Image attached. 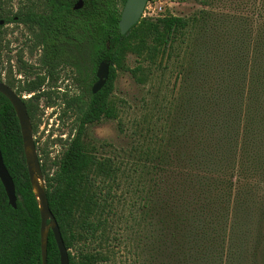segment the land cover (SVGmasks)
Returning a JSON list of instances; mask_svg holds the SVG:
<instances>
[{
    "label": "trees",
    "instance_id": "trees-1",
    "mask_svg": "<svg viewBox=\"0 0 264 264\" xmlns=\"http://www.w3.org/2000/svg\"><path fill=\"white\" fill-rule=\"evenodd\" d=\"M43 1L41 12L36 5L23 6L17 18L37 26L35 46L43 47L44 63L51 74L56 61V74L70 68L79 75L80 93L63 95L62 117L70 111L77 115L62 144L67 147L51 169L41 167L69 264L113 260L116 251L109 243L114 205L129 204L124 195L115 193L120 189L121 165L110 157H99L94 147L85 144L87 127L118 117L112 97L119 70L131 72L140 85H146L153 73L143 63L155 67L160 61L161 67L164 61L182 57L189 65L178 61L181 70L175 85L181 82L175 98L182 114L177 133L185 140L181 189L164 193V180L159 179L155 191L139 208L143 220L150 218L153 227L146 239L151 262L264 264V236L260 234L250 245L247 231L231 222L244 198L264 200V15L260 14L261 22L253 24L208 16L142 18L122 35L119 24L127 0H56V19L54 0ZM79 1L82 9L74 10ZM196 1L210 6L209 0ZM1 9L2 0L0 21ZM3 39L0 26V45ZM128 55L140 61L134 69L125 65ZM101 63L110 65L109 79L93 94ZM2 70L0 64V82ZM38 87L24 91L32 94ZM35 101L28 106L31 120L38 108L37 98ZM0 148L18 198L16 208L10 206L0 181V264H42L39 202L29 180L19 121L2 94ZM140 158L156 175L172 170L173 158L159 150H143ZM259 210L264 215V201ZM112 240L118 241V247L123 245L121 239ZM48 264H60L51 232Z\"/></svg>",
    "mask_w": 264,
    "mask_h": 264
},
{
    "label": "rangeland",
    "instance_id": "rangeland-1",
    "mask_svg": "<svg viewBox=\"0 0 264 264\" xmlns=\"http://www.w3.org/2000/svg\"><path fill=\"white\" fill-rule=\"evenodd\" d=\"M209 2L210 6L205 7L196 0H150L143 18L158 19L166 15L184 18L208 16L253 24L261 22L260 14L264 15V0H209ZM32 4L41 12L45 3L43 0H2V19L14 16L21 7ZM2 31L4 39L0 45V64L3 67L1 76L3 83L9 84L8 73L12 71L14 79L20 81L14 88L25 96L27 93L24 92L23 80L19 78L21 76L19 65L11 64L10 59L16 61V57L23 56L38 65L40 53H33L34 42L23 27L14 25L12 28L9 25ZM178 61L186 65V59L183 57L170 63L164 61L161 67L160 61L155 67L143 63V66L153 73L146 85H140L131 72L119 70L112 97L118 117L103 119L87 127L85 144L94 147L99 157H110L117 165H121L123 172L120 175V189H115V193L119 196L124 195L129 202L128 205L126 202L114 205L116 212L114 230L109 244L116 251V255L105 264H154L151 262L149 241L146 240L152 235L153 227L150 218L143 220V210L139 208L146 204L150 192L155 191L159 179L164 180V193L169 190L171 192L172 189L178 191L181 189L183 168L181 161L185 153L183 143L185 140L184 136L181 134L178 136L177 133L182 120L179 103L175 101L181 85L179 82L175 88L176 77L181 70ZM139 64L136 56H127L125 63L127 68L134 69ZM78 77V73L70 68L58 71L56 92L59 94H56V107L49 106L44 99L39 101L38 108L33 112L31 123L40 169L42 165L51 169L52 164L61 157L67 147L62 144L69 138L77 115L70 111L67 116L62 117L63 95L66 93L72 97L80 93L76 82ZM148 149L159 150L165 157L173 158L169 165L173 171L167 169L162 175L149 171L148 165L146 168V163L140 158L141 152ZM54 171L55 169L51 173ZM41 182L45 186L43 178ZM161 188L163 189V184ZM164 193L161 198H164ZM262 201L263 198H244L243 207L231 218V222H238L242 230L247 231L250 245L254 244L260 234L264 236V215L260 214L259 210ZM112 238L121 239L123 245L118 247V241ZM262 243L264 245V238Z\"/></svg>",
    "mask_w": 264,
    "mask_h": 264
},
{
    "label": "water",
    "instance_id": "water-1",
    "mask_svg": "<svg viewBox=\"0 0 264 264\" xmlns=\"http://www.w3.org/2000/svg\"><path fill=\"white\" fill-rule=\"evenodd\" d=\"M150 0H127L125 3L120 20V31L122 35H127L143 18V14ZM83 7V2L79 1L74 10H80ZM110 65L101 63L97 70L98 81L92 87V93L97 94L106 85L109 79ZM0 94L6 97L12 104L21 129L23 140L24 154L29 174V180L36 198L39 202L40 217H41V256L42 264H48V242L50 232L53 234L59 254L60 264H69L68 250L64 244L62 233L56 218L52 214L49 202L46 195V188L41 182L40 160L37 152V145L33 137V127L27 111V108L22 99L6 84L0 82ZM0 181L7 193L10 206L16 208L17 196L13 178L8 172L3 155L0 148Z\"/></svg>",
    "mask_w": 264,
    "mask_h": 264
},
{
    "label": "flooded vegetation",
    "instance_id": "flooded-vegetation-1",
    "mask_svg": "<svg viewBox=\"0 0 264 264\" xmlns=\"http://www.w3.org/2000/svg\"><path fill=\"white\" fill-rule=\"evenodd\" d=\"M32 5H34V4H32ZM19 11L20 10H18L14 16L8 17L7 19L12 18L11 20H8V22H6L7 19H1L0 26L2 27V30L5 26H9V25H11L12 28H14V25L23 27L28 32L29 38L33 40L34 45H35V41H36L35 35H36V31L38 30V28H37V26H31L30 24H26V23L19 21L17 18V14L19 13ZM54 15H55V19H56V0H54ZM55 33H56V27H55ZM34 48H35V50H34L35 52H33V53H36V52L40 53L38 65H36L35 63H32L28 59L23 58V56L22 57L21 56L16 57V61H13L10 59V62H11V64L19 65V71L21 74V76L19 78L23 80L22 83L24 84V88H28L29 86L38 85L39 86L38 91L35 93H32V94H29L25 90L24 92L27 93V95H25V96L22 94H18L17 90L15 88L13 89L12 86H14L15 84H18L20 81H18V79H14L15 77L12 74V71L8 73L10 76L9 85L6 84L22 99V101L24 102V104L27 108V111H28V106H30V104L32 102H36L35 101L36 98H37L38 105H39V101L46 99L48 105L51 103L53 105V107H56V61H55L54 70L51 74L49 67L46 66L44 63L43 47L40 44L37 47L35 46ZM10 68H13V67H10ZM97 81H98V79H97ZM49 106H51V105H49ZM55 116H56V114H55ZM23 149H24V147H23Z\"/></svg>",
    "mask_w": 264,
    "mask_h": 264
}]
</instances>
